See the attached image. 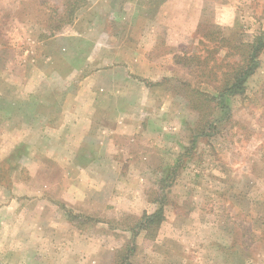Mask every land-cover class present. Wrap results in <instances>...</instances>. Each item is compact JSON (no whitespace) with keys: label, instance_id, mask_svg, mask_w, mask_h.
<instances>
[{"label":"rangeland","instance_id":"1","mask_svg":"<svg viewBox=\"0 0 264 264\" xmlns=\"http://www.w3.org/2000/svg\"><path fill=\"white\" fill-rule=\"evenodd\" d=\"M217 26L250 40L264 0H0V264H115L159 203L127 264H264V48L221 111L179 63Z\"/></svg>","mask_w":264,"mask_h":264},{"label":"trees","instance_id":"2","mask_svg":"<svg viewBox=\"0 0 264 264\" xmlns=\"http://www.w3.org/2000/svg\"><path fill=\"white\" fill-rule=\"evenodd\" d=\"M216 29L214 33L218 36H212L213 33H206L203 35L201 39H199V43L205 46L204 55L200 57L196 54H188L183 53L182 57L179 58V63H183L184 61H188L191 58L197 66L201 69L207 76H215L218 70L221 71V76L223 77L222 82L214 87L215 94H207L199 91H194L195 94L199 96L201 100H204L208 104V108L216 109V107L221 111L224 108L223 102L225 99L241 94L244 91V84L249 76H251L255 69L258 66V56L264 48V32L256 33L252 35L250 40L243 41H231L221 33L220 27H214ZM58 31L60 28L57 29ZM62 30V29H61ZM207 43H211V46L207 45ZM224 48L225 54L220 57L218 56L219 49ZM238 56V60L236 59H228L230 56ZM211 64L209 65V62ZM193 94V90H191ZM192 106V105H191ZM211 115V122L208 123V128L211 131H199L197 133L198 136H207L211 135L213 131L216 129V122H220L225 120V117L221 118L218 116ZM211 132V133H210ZM216 132V131H215ZM157 201V199H155ZM163 216V206L159 203V206L156 210L151 213H143L138 221L135 223L133 229H131L132 240L129 243L125 244V252L120 253L118 257L114 260L115 264H127V259L129 253L131 254L134 249V241L133 238L137 235V232L144 230L148 231L152 225H156L160 222ZM130 244V246H129ZM123 250V251H124Z\"/></svg>","mask_w":264,"mask_h":264},{"label":"crops","instance_id":"3","mask_svg":"<svg viewBox=\"0 0 264 264\" xmlns=\"http://www.w3.org/2000/svg\"><path fill=\"white\" fill-rule=\"evenodd\" d=\"M156 32V31H155ZM152 34V33H151ZM150 64V66H152L151 65V63H149ZM136 68H139L140 69V67H136ZM137 74H139L140 76H142V77H144V78H149L150 80H152V79H154L155 78V75L153 74V75H151V73L148 71H146V70H143V71H140V72H138ZM145 213H147V212H145ZM75 257H77L76 255H74ZM80 257V256H79ZM78 258V257H77ZM72 264H82V260H78V259H75V261L72 263Z\"/></svg>","mask_w":264,"mask_h":264}]
</instances>
